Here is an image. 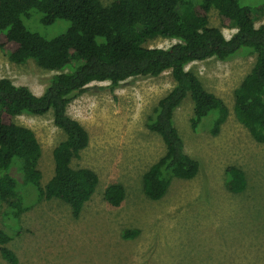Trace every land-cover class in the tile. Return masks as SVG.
Masks as SVG:
<instances>
[{
  "label": "rangeland",
  "instance_id": "1",
  "mask_svg": "<svg viewBox=\"0 0 264 264\" xmlns=\"http://www.w3.org/2000/svg\"><path fill=\"white\" fill-rule=\"evenodd\" d=\"M100 1L108 5L113 0ZM259 1L241 0L249 5ZM40 17L31 10L23 22L46 38L69 27L65 19L45 25ZM209 21L219 26L215 10L209 13ZM255 21L256 26L264 25V14L255 15ZM234 32L222 28L226 38ZM174 41L156 37L146 46L166 48ZM254 60V55L238 53L226 61L209 58L186 66L224 101L229 115L213 135L210 117L197 130L191 127L190 98L175 109L173 120L185 152L198 161L199 169L192 179L172 178L158 200L144 194L142 176L162 155L164 145L158 134L145 127V120L173 87L171 72L130 77L113 92L108 81L93 82L75 95L67 113L85 127L89 144L71 166L95 171L98 184L78 218L72 216L69 204L57 198L23 212L17 228L12 218L0 215V229L11 235L6 246L16 255L17 264H264V144L253 139L233 112V91ZM53 73L32 60L13 63L0 50V78L27 86L35 95L43 93ZM15 121L34 131L41 145L38 167L45 184L54 172L52 151L64 134L53 124L51 111L23 114ZM228 167L244 172L243 191L227 189ZM113 182L125 188L118 207L103 197L105 187ZM28 189L35 197L34 188ZM125 231L134 235L123 237ZM0 264H9L1 254Z\"/></svg>",
  "mask_w": 264,
  "mask_h": 264
},
{
  "label": "trees",
  "instance_id": "2",
  "mask_svg": "<svg viewBox=\"0 0 264 264\" xmlns=\"http://www.w3.org/2000/svg\"><path fill=\"white\" fill-rule=\"evenodd\" d=\"M31 10L41 14L42 24L65 19L69 27L46 38L24 25ZM211 10L217 12L219 26L210 25ZM257 14H264V0L253 5L241 0H113L108 5L100 0H0V50L13 63L32 60L55 72L41 95L0 78V215L17 224L34 204L57 198L69 204L72 216L78 218L95 191L98 175L89 168L71 166L88 146L89 134L68 115L67 107L93 82L108 81L113 92L130 77L171 72L173 87L145 120V127L158 134L164 145L162 155L142 176L143 192L149 199H161L172 178L192 179L198 173L199 163L185 152L174 124L175 109L190 98L191 127L197 130L210 117L213 135L229 115L224 101L186 69L191 62L226 61L238 53L255 56L250 71L233 91V112L253 139L264 144V25H255ZM226 27L235 29L230 38L222 33ZM156 37L175 41L166 48L146 46ZM49 111L64 138L52 151L53 175L42 184L38 167L41 145L34 131L16 123L15 118ZM226 174L229 191L245 189L241 169L228 167ZM28 186L34 188L35 197ZM103 197L110 206L118 207L125 197L123 184L110 183ZM133 235L130 231L122 234ZM10 240L11 235L0 229V254L9 264H17L16 255L6 246Z\"/></svg>",
  "mask_w": 264,
  "mask_h": 264
}]
</instances>
